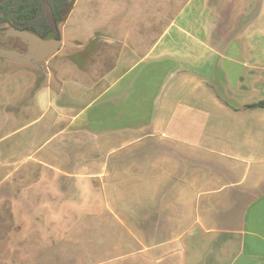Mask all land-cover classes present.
Segmentation results:
<instances>
[{
    "label": "crops",
    "instance_id": "0c3cea01",
    "mask_svg": "<svg viewBox=\"0 0 264 264\" xmlns=\"http://www.w3.org/2000/svg\"><path fill=\"white\" fill-rule=\"evenodd\" d=\"M58 31L0 58V264H264V0H72Z\"/></svg>",
    "mask_w": 264,
    "mask_h": 264
},
{
    "label": "trees",
    "instance_id": "16d2710c",
    "mask_svg": "<svg viewBox=\"0 0 264 264\" xmlns=\"http://www.w3.org/2000/svg\"><path fill=\"white\" fill-rule=\"evenodd\" d=\"M72 0H0V23L30 32L43 40H59L58 23ZM264 101L247 108H263Z\"/></svg>",
    "mask_w": 264,
    "mask_h": 264
},
{
    "label": "water",
    "instance_id": "95a60500",
    "mask_svg": "<svg viewBox=\"0 0 264 264\" xmlns=\"http://www.w3.org/2000/svg\"><path fill=\"white\" fill-rule=\"evenodd\" d=\"M7 35L11 38L18 39L25 47V51L23 53L5 50L0 51V58L15 63L36 65L48 58L52 53H54L58 49L60 45L59 40H43L38 36L27 31L9 29L7 31Z\"/></svg>",
    "mask_w": 264,
    "mask_h": 264
},
{
    "label": "rangeland",
    "instance_id": "374dc122",
    "mask_svg": "<svg viewBox=\"0 0 264 264\" xmlns=\"http://www.w3.org/2000/svg\"><path fill=\"white\" fill-rule=\"evenodd\" d=\"M7 24L0 23V27L5 26ZM49 39L52 38V34H50ZM208 118V117H207ZM205 119V118H204ZM200 128L197 130L196 128L193 127L192 131V126H186V131L188 132L189 139H192V142L204 147H209L211 146V137L209 138V122L207 120H201L200 121ZM192 132H195L193 135Z\"/></svg>",
    "mask_w": 264,
    "mask_h": 264
},
{
    "label": "flooded vegetation",
    "instance_id": "af4514ba",
    "mask_svg": "<svg viewBox=\"0 0 264 264\" xmlns=\"http://www.w3.org/2000/svg\"><path fill=\"white\" fill-rule=\"evenodd\" d=\"M5 26L0 27V51H13L17 53H23L25 51L24 45L16 38H11L7 35V31L12 28L8 23Z\"/></svg>",
    "mask_w": 264,
    "mask_h": 264
}]
</instances>
